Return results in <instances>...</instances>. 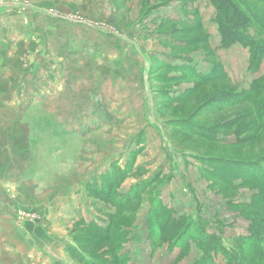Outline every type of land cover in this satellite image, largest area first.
I'll return each instance as SVG.
<instances>
[{"label":"rangeland","instance_id":"rangeland-1","mask_svg":"<svg viewBox=\"0 0 264 264\" xmlns=\"http://www.w3.org/2000/svg\"><path fill=\"white\" fill-rule=\"evenodd\" d=\"M237 2L263 42L264 0ZM214 13L0 0V136L31 141L5 136L24 173L0 189V264H264V159L243 163L264 157V57L221 47Z\"/></svg>","mask_w":264,"mask_h":264},{"label":"trees","instance_id":"trees-1","mask_svg":"<svg viewBox=\"0 0 264 264\" xmlns=\"http://www.w3.org/2000/svg\"><path fill=\"white\" fill-rule=\"evenodd\" d=\"M209 2L215 9L213 19L217 24V30L220 35V46L223 48H229L235 43H239L244 46L248 45L249 50L251 51V63L253 65H258V63L264 57V41H258L254 37L250 36L249 29L252 25L250 16L241 8L237 0H209ZM186 70L190 71V69ZM194 77L196 78L197 82H203L206 79L213 78L207 76ZM237 100L241 99L238 98ZM236 103L239 104L241 102L236 101ZM206 112L207 111H205V113ZM187 130H190V132L193 133L197 132L192 131L189 128ZM262 159H264V157L252 161L246 159L243 160V163L245 165H257L262 161ZM67 252L71 258L76 260V262H83V257L76 246H70L67 249Z\"/></svg>","mask_w":264,"mask_h":264},{"label":"crops","instance_id":"crops-1","mask_svg":"<svg viewBox=\"0 0 264 264\" xmlns=\"http://www.w3.org/2000/svg\"><path fill=\"white\" fill-rule=\"evenodd\" d=\"M0 78H1V80H0V95H2V94H6L5 92H7V91H11V89L14 86V85L12 86L11 84L14 82V80L7 82V80H2V79L6 78L5 76L0 77ZM12 79H15V78L13 77ZM8 105L10 106L12 104H9V103L5 102L4 100L0 99V121H2V122H4L6 120L5 119V117H6L5 110H7ZM19 109L21 110L22 108H20L19 106L16 105V111L19 112ZM1 110H2V112H1ZM10 118L13 119L14 115L11 116ZM16 118L17 117H15V119ZM9 129L10 130L7 131L8 132L7 134L4 133L3 135L0 136V189H7V188L11 187V185H9V184L13 183L14 180L19 178V176L24 173L23 168L17 169V167L14 165L10 166L9 164H7L6 158L5 157L3 158L2 149H4L6 147L5 143L7 142L5 136H7L8 134L12 135V139H13L12 141H13L14 147L17 148V150H15V151H24V152L28 151L29 152V146H30V142H31L29 139V134H28L27 130L22 128V124H19L18 120L15 123V129H12V128H9ZM21 157H23V154L21 155ZM6 183H9V184L7 185ZM14 183H16V182H14ZM18 185H19V187H15V189H18L19 191L21 189H25L27 187V185L25 183L18 184ZM16 200H18V199H16Z\"/></svg>","mask_w":264,"mask_h":264}]
</instances>
